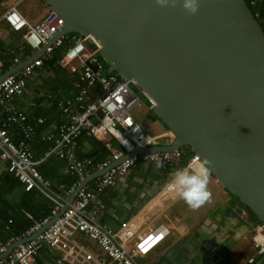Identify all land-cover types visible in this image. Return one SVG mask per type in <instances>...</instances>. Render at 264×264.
<instances>
[{"label": "water", "instance_id": "obj_1", "mask_svg": "<svg viewBox=\"0 0 264 264\" xmlns=\"http://www.w3.org/2000/svg\"><path fill=\"white\" fill-rule=\"evenodd\" d=\"M44 2L63 17L60 32L90 35L118 75L141 86L173 136L163 149L188 146L207 159L264 223V29L253 6L196 0L193 14L183 0Z\"/></svg>", "mask_w": 264, "mask_h": 264}, {"label": "built area", "instance_id": "obj_2", "mask_svg": "<svg viewBox=\"0 0 264 264\" xmlns=\"http://www.w3.org/2000/svg\"><path fill=\"white\" fill-rule=\"evenodd\" d=\"M3 17L12 29L22 30L31 49H40L43 45L44 48L40 55L0 81V108L3 112L0 161L24 191L38 188L50 198L52 205L48 217L37 218L31 212L25 213L30 224L22 235H36L9 251L8 243H0V264H32L45 248L52 253L56 264H105L77 240L75 232L92 239L113 264H140L138 258L146 255L169 233L168 226L157 223L138 228L126 224L115 230L100 219L104 216V205L99 203L98 210L91 212L88 209L90 202L102 196L137 163L155 165V160L160 159L163 161L161 169L165 171L163 191L167 200L164 202L157 196L139 208V211H159L179 198L169 187L171 171L203 158L193 153L183 162L181 149H162L171 142L172 135L166 133L153 112V102L148 99V103L140 108L142 89L118 76L104 58H99L96 40L92 38V43L87 40L90 35L60 32L64 19L56 10L50 9L37 22L29 21L16 8L7 10ZM41 68L48 71L65 68L64 83L79 78L77 87L82 84L85 87L83 91L73 93V101L78 100L79 95L91 98L77 111L73 110L69 121L59 125V138L54 146L37 159L28 145L34 127L18 108L16 98L29 93L28 78ZM88 83H97L99 87L89 88ZM38 122H42V118H38ZM10 125L21 131L22 138L18 142L11 139ZM84 134L101 141L108 153L101 159L77 156L76 148ZM112 139L118 141L120 148L112 144ZM152 148L157 149L149 150ZM51 154L65 162V171L72 175L69 184L59 183L53 187L37 168L38 163ZM87 179L91 182L88 183ZM62 206L65 208L61 214L51 221ZM246 241L251 250L247 263L253 264L264 254V223L256 224Z\"/></svg>", "mask_w": 264, "mask_h": 264}, {"label": "crops", "instance_id": "obj_3", "mask_svg": "<svg viewBox=\"0 0 264 264\" xmlns=\"http://www.w3.org/2000/svg\"><path fill=\"white\" fill-rule=\"evenodd\" d=\"M259 1L264 2V0ZM10 8H16L31 22H37L50 10L44 0H0V76L21 68L40 51L31 49L23 38L22 30L12 29L5 21L4 13ZM66 71L65 68H56L52 71L45 68L36 70L26 83L29 93L16 98L18 108L24 112L27 121L34 127V133L28 145L37 159L42 158L54 146L56 139L59 138V125L69 121L73 110L77 111L80 105L91 98L85 95L86 99L79 95L78 100L73 101L74 98L71 97L73 91H83L85 87L83 84V87L82 85L77 87L76 81L72 82V80L64 83ZM87 86L93 88L96 83H88ZM39 101L42 102L39 103ZM67 107L69 111L66 110ZM38 118H42V122H38ZM2 122L3 112L0 108V123ZM9 127L11 139L14 142L21 140L20 129L12 125ZM112 144L120 148L117 140L112 139ZM182 152L183 155L187 154L186 150L182 149ZM107 153L108 148L101 141L86 134L80 137L76 148V155L79 157L92 156L101 159ZM183 157V162L189 158L188 156ZM4 166V163L0 161V243H8L7 247L11 249L21 243L23 238L25 240L35 237L36 234L26 237L21 235L23 231L22 233L17 232L20 235H16L10 231V224L14 223L15 229L25 222L28 223L26 212H31L37 218L50 216L52 201L38 188L24 191ZM37 168L51 181L53 187L59 183L69 184L72 180V175L65 171V162L55 154L40 161ZM164 180L165 171L163 169L156 168L153 164L137 163L102 196L92 200L88 209L91 212L96 211L99 203H102L104 216L100 219L115 230L121 229L126 224H132L138 228L157 223H164L168 226L169 233L146 255L138 258L140 264H228L229 256L240 248H245L244 260L246 259L247 263V256L251 250L245 240L255 225L250 224L244 215L245 219L242 223H245L246 227L240 228V231L231 226L223 234L215 232L216 228L220 231V227H225L226 223L232 221L231 219L240 220L241 213L244 214L243 206L241 205L242 208L237 207L239 203L222 184L218 191L217 179L208 184L211 193L210 200L214 199L211 206L212 211L209 212V209L203 213L198 211L194 219L195 223H190L188 226L181 219L182 210L178 211L177 207L175 208L176 202L180 204L183 201L180 198L159 211L152 209L139 211L143 204L151 202L157 196H160L164 202L167 200L163 191ZM87 181L91 182L89 179ZM212 189H214V194ZM205 205L206 203L203 206ZM64 208L65 206L60 207L57 214L52 216L51 221H54ZM193 210L197 211L191 208V211ZM210 214L214 216L209 218ZM201 220H208L206 227L196 231ZM75 233L77 240L92 250L101 261L105 264H113L107 254L86 234ZM32 264L56 263L52 253L45 248Z\"/></svg>", "mask_w": 264, "mask_h": 264}, {"label": "clouds", "instance_id": "obj_4", "mask_svg": "<svg viewBox=\"0 0 264 264\" xmlns=\"http://www.w3.org/2000/svg\"><path fill=\"white\" fill-rule=\"evenodd\" d=\"M163 5L166 0H156ZM183 7L190 13L197 11L196 0H183ZM155 167H163V161L155 160ZM169 187L192 209H198L211 199L208 189L211 169L207 159H197L193 164L173 169Z\"/></svg>", "mask_w": 264, "mask_h": 264}, {"label": "rangeland", "instance_id": "obj_5", "mask_svg": "<svg viewBox=\"0 0 264 264\" xmlns=\"http://www.w3.org/2000/svg\"><path fill=\"white\" fill-rule=\"evenodd\" d=\"M256 16H257V14H255ZM90 46H91V44H89ZM99 56V58H102L100 55H98ZM84 85V84H83ZM83 85H82V87H83ZM132 86H133V84H131ZM148 98L143 94V93H139V107L140 108H143V106L145 105V104H147L148 103ZM167 134H171V133H167ZM172 135V134H171ZM172 138H173V136H172ZM181 150L183 149V150H186V152H187V154L186 153H184V155L183 156H188V157H190L191 155H192V153L190 152V151H192V150H190L189 149V147L188 146H183L182 148H180ZM53 157H54V155H53ZM184 158V157H183ZM214 179H217L216 177H215V175L213 174V172L211 171V175H210V177H209V183L211 182V181H213ZM220 182L218 181V191H219V189L221 188L220 187ZM215 189H217L216 187H215ZM212 191H213V194H214V189H212ZM216 196V195H215ZM214 201V199L213 200H210V201H208L207 203H206V205L205 206H201V207H199L198 209H196L197 211L196 212H194V210L193 211H191V208L185 203V201L183 200L180 204L178 203V202H176L175 203V208L177 207V210L178 211H181L182 210V212H181V214L180 215H182L183 214V217H181V219H182V221H184L183 223H185L187 226L188 225H190V223H195L194 222V219L197 217V212L199 211L200 213H203L206 209H209V212H211L212 211V209H211V206L213 205V202ZM237 207L238 208H242V206L240 205V204H238L237 205ZM226 208V207H225ZM243 212H244V214H242L241 213V219L240 220H238V219H231L232 221H230V222H228V223H226L225 224V227H220V231H218V228H216V231L215 232H218L219 234H223L224 232H227L228 230H229V227H231V226H233L234 228H236L238 231H240V228H244V227H246L245 226V223H242V221L245 219V216L247 217V214H246V209H245V207L243 206ZM245 215V216H244ZM214 215H212V214H210L209 215V218H211V217H213ZM208 220H210V219H208ZM208 220H206V221H200L199 223H198V228L196 229V231H200L201 229H203V228H205L206 227V223L208 222ZM261 223H263V222H261ZM247 225V224H246ZM210 231V230H209ZM237 231V232H238ZM210 232H212V231H210ZM185 238H187V237H185ZM247 240V239H246ZM245 240V241H246ZM205 252V251H204ZM244 252H245V248H240V249H238L236 252H234L232 255H230L229 256V258H228V260H227V262H228V264H247L246 263V259L244 260ZM237 256L239 257V258H237ZM262 257H264V255L262 256ZM261 259V258H260ZM256 264H264V258L263 259H261L260 260V262H257Z\"/></svg>", "mask_w": 264, "mask_h": 264}, {"label": "trees", "instance_id": "obj_6", "mask_svg": "<svg viewBox=\"0 0 264 264\" xmlns=\"http://www.w3.org/2000/svg\"><path fill=\"white\" fill-rule=\"evenodd\" d=\"M252 7V11L254 14H257V19L259 20V22L261 23L263 29H264V2H261L259 0H246ZM116 144V143H115ZM117 145V144H116ZM192 154L194 153L193 151H190ZM232 195V194H231ZM232 197L242 206L245 207L246 211H247V218H248V222L250 224H258V223H261V221L258 219V217L245 205L243 204L242 202L238 201L237 198L235 196L232 195ZM30 224V221L28 220V223H23L21 225H19L18 227H16L14 229V223H11L10 224V228L14 234L16 235H20V234H17L18 233H22L23 231H25V229L29 226ZM13 226V227H12ZM22 235V234H21Z\"/></svg>", "mask_w": 264, "mask_h": 264}, {"label": "bare ground", "instance_id": "obj_7", "mask_svg": "<svg viewBox=\"0 0 264 264\" xmlns=\"http://www.w3.org/2000/svg\"><path fill=\"white\" fill-rule=\"evenodd\" d=\"M98 55H99V53H98ZM107 61V60H106ZM108 62V61H107ZM109 63V62H108ZM110 64V63H109ZM111 65V64H110ZM112 66V65H111ZM113 67V66H112ZM114 68V67H113ZM114 70L117 72V70L114 68ZM117 75H118V72H117ZM119 76V75H118ZM125 80V79H124ZM76 81V83L79 81V78L78 79H76L75 80ZM126 81H128L129 83L131 82V83H135L136 84V86L139 88V89H142L141 88V86H139V85H137V83H136V81L134 80H126ZM95 88H98L99 86L97 85V83H96V86H94ZM93 87V88H94ZM76 92H77V90H76ZM142 92H144L143 91V89H142ZM73 93H75V91H73ZM153 110V109H152ZM154 112V111H153ZM165 131H166V133H168V132H170L168 129H166V128H163ZM171 142H172V140H171ZM171 142H169L168 144H170ZM167 145V144H166ZM165 145V146H166ZM164 148V147H163ZM162 148V149H163ZM155 149H157V148H152V149H149V150H155ZM143 150H147V149H143ZM163 150H167V149H163ZM172 150H175V149H172ZM224 187V186H223ZM225 188V187H224ZM231 194V193H230ZM178 200V199H177ZM159 240H157V241H155L154 243H153V245L154 244H156L157 242H158ZM22 243V242H21ZM245 243H247L248 244V242L247 241H245ZM12 249V248H11ZM11 249H8V247H7V250L9 251V250H11ZM264 255V254H263ZM260 259V258H259ZM259 259H257L256 260V262L255 263H253V264H256L257 263V261L259 260Z\"/></svg>", "mask_w": 264, "mask_h": 264}, {"label": "snow or ice", "instance_id": "obj_8", "mask_svg": "<svg viewBox=\"0 0 264 264\" xmlns=\"http://www.w3.org/2000/svg\"><path fill=\"white\" fill-rule=\"evenodd\" d=\"M158 238H159V237H158ZM158 238H157V239H158Z\"/></svg>", "mask_w": 264, "mask_h": 264}]
</instances>
